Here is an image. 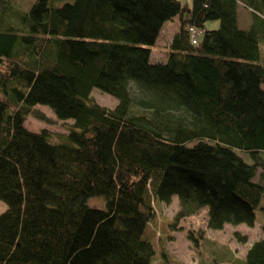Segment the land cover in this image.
<instances>
[{
	"label": "trees",
	"instance_id": "trees-1",
	"mask_svg": "<svg viewBox=\"0 0 264 264\" xmlns=\"http://www.w3.org/2000/svg\"><path fill=\"white\" fill-rule=\"evenodd\" d=\"M20 3L0 0V264H183L163 243L176 221L206 208L208 229L253 226L264 196V0H32L17 13ZM239 4L254 19L247 29ZM175 19L165 60L151 61ZM37 105L70 121L67 132L27 129ZM174 195L177 213L161 219L157 203ZM260 232L244 264H264Z\"/></svg>",
	"mask_w": 264,
	"mask_h": 264
},
{
	"label": "rangeland",
	"instance_id": "rangeland-1",
	"mask_svg": "<svg viewBox=\"0 0 264 264\" xmlns=\"http://www.w3.org/2000/svg\"><path fill=\"white\" fill-rule=\"evenodd\" d=\"M32 0H25L24 4L17 6V13L25 9L24 7ZM182 5H190V0H178ZM239 15L243 11L248 12L241 4L238 5ZM249 13V12H248ZM250 14V13H249ZM13 18V17H11ZM219 25L218 21H207L204 25L205 29H215ZM178 19L164 23L155 39L154 45L150 46L151 61H164L165 48L172 35L178 30ZM200 37V33H199ZM91 97L101 106L113 109L117 101L100 92L98 89L91 91ZM36 113L41 117L29 115L24 121V126L31 131H39L47 129L51 132L64 131V125L70 121L62 122L58 120L53 113L45 105H37ZM64 126V127H63ZM68 128V127H66ZM64 132H67L65 129ZM246 162L250 159L245 153H241ZM260 169H258V174ZM258 174L253 180L258 181ZM87 205L96 208H103L104 203L101 199H89ZM157 211L161 219H172L177 213L179 206L177 196H172L169 203H157ZM5 210V204L0 200V213ZM264 224V196L259 206L256 208V219L252 227L245 224L230 225L226 224L220 230H212L207 228L206 208H202L196 214L184 217L176 221L175 225L168 229L169 235L163 240L165 251L183 264H207L211 258L228 259L235 264H244V255L250 245L257 239L261 238L260 227ZM196 237L198 244L193 239H188V234ZM244 237L243 242L238 241L235 234ZM157 264V262L155 263Z\"/></svg>",
	"mask_w": 264,
	"mask_h": 264
},
{
	"label": "crops",
	"instance_id": "crops-1",
	"mask_svg": "<svg viewBox=\"0 0 264 264\" xmlns=\"http://www.w3.org/2000/svg\"><path fill=\"white\" fill-rule=\"evenodd\" d=\"M242 15L243 16H240L239 15V11H238V25L240 28H244V29H247L249 28L250 25H252V23H254V19L253 17L251 16V14H249L248 12L246 11H243L242 12ZM171 39V38H170ZM169 42V41H168ZM261 57L263 58L264 60V43L261 44ZM255 181V180H254Z\"/></svg>",
	"mask_w": 264,
	"mask_h": 264
},
{
	"label": "built area",
	"instance_id": "built-area-1",
	"mask_svg": "<svg viewBox=\"0 0 264 264\" xmlns=\"http://www.w3.org/2000/svg\"><path fill=\"white\" fill-rule=\"evenodd\" d=\"M190 39L192 44H196V32L193 29H190Z\"/></svg>",
	"mask_w": 264,
	"mask_h": 264
}]
</instances>
